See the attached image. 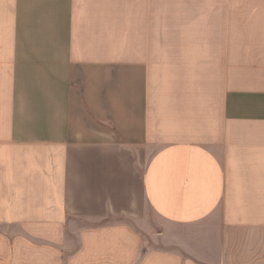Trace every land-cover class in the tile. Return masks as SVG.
<instances>
[{
    "label": "crops",
    "instance_id": "1",
    "mask_svg": "<svg viewBox=\"0 0 264 264\" xmlns=\"http://www.w3.org/2000/svg\"><path fill=\"white\" fill-rule=\"evenodd\" d=\"M0 264H264V0H0Z\"/></svg>",
    "mask_w": 264,
    "mask_h": 264
},
{
    "label": "rangeland",
    "instance_id": "2",
    "mask_svg": "<svg viewBox=\"0 0 264 264\" xmlns=\"http://www.w3.org/2000/svg\"><path fill=\"white\" fill-rule=\"evenodd\" d=\"M130 224L138 231L145 241V245L160 247L164 245L162 235L157 228L156 222L150 212H145L141 218H130Z\"/></svg>",
    "mask_w": 264,
    "mask_h": 264
}]
</instances>
